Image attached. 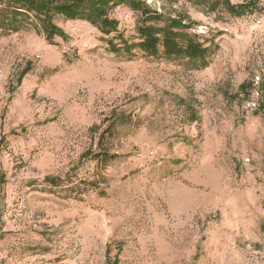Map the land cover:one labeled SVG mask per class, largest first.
I'll return each mask as SVG.
<instances>
[{
	"label": "rangeland",
	"instance_id": "1",
	"mask_svg": "<svg viewBox=\"0 0 264 264\" xmlns=\"http://www.w3.org/2000/svg\"><path fill=\"white\" fill-rule=\"evenodd\" d=\"M149 5L216 44L206 68L84 21L0 34V264H264V10Z\"/></svg>",
	"mask_w": 264,
	"mask_h": 264
},
{
	"label": "trees",
	"instance_id": "2",
	"mask_svg": "<svg viewBox=\"0 0 264 264\" xmlns=\"http://www.w3.org/2000/svg\"><path fill=\"white\" fill-rule=\"evenodd\" d=\"M185 1L207 12L223 7L234 17L254 12L260 4V0ZM262 5L259 9L264 10V3ZM122 6L138 15L136 41L125 39L119 31V22L111 17V13ZM58 19L87 22L107 37L105 41L112 53L129 58H162L170 62L181 60L198 70L208 66L209 57L217 49L213 41H201L193 34L191 24L183 16L165 15L144 0H0V34L3 36L33 30L49 44H54L56 38L65 41L68 36L57 25ZM29 68L27 65L21 76ZM246 86L242 83L239 88L245 90ZM109 157L106 152L96 154L98 162ZM45 182L56 186L59 180L45 178Z\"/></svg>",
	"mask_w": 264,
	"mask_h": 264
},
{
	"label": "built area",
	"instance_id": "3",
	"mask_svg": "<svg viewBox=\"0 0 264 264\" xmlns=\"http://www.w3.org/2000/svg\"><path fill=\"white\" fill-rule=\"evenodd\" d=\"M147 4H150V3H156V7L158 8V6H159V2L161 1V0H144ZM126 14H129V12H126Z\"/></svg>",
	"mask_w": 264,
	"mask_h": 264
}]
</instances>
